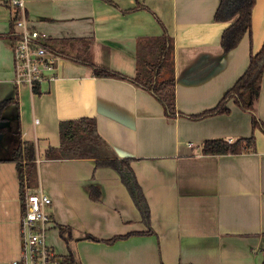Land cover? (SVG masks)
<instances>
[{
	"label": "crops",
	"instance_id": "1",
	"mask_svg": "<svg viewBox=\"0 0 264 264\" xmlns=\"http://www.w3.org/2000/svg\"><path fill=\"white\" fill-rule=\"evenodd\" d=\"M22 2L30 26L47 39H68L79 47L80 38H89L94 63L129 77L136 74L139 42L165 30L173 41L181 114L166 116L150 91L127 78L96 76L87 65L61 56L54 76L35 84L37 93L17 84L13 6L0 0V102L9 100L0 130L11 116L17 128L14 140L0 145V264L17 257L21 247V189L11 159L18 140L35 145L28 187H42L51 198L47 242L75 264H262L264 132L253 129L250 113L232 101L228 113L187 115L214 107L247 67L250 47L260 49L264 0L253 6L251 33L228 52L220 38L233 19L214 20L219 0ZM255 113L264 122V71ZM77 117H93L116 157L130 159L150 226L112 167L96 166L93 158H45L46 149L60 143L59 121ZM251 134L249 151L201 153L206 139L231 142ZM90 185L99 188L100 199L90 196ZM116 235L123 237L106 242Z\"/></svg>",
	"mask_w": 264,
	"mask_h": 264
},
{
	"label": "trees",
	"instance_id": "2",
	"mask_svg": "<svg viewBox=\"0 0 264 264\" xmlns=\"http://www.w3.org/2000/svg\"><path fill=\"white\" fill-rule=\"evenodd\" d=\"M255 2L256 0H219L214 12V20L229 21L233 19L221 34L220 44L224 52L234 48L245 32L251 33L252 9ZM12 37H16L13 32ZM79 41L82 43L79 47H75L68 39H47L40 42L58 56L87 65L96 76L127 78L136 85L145 88L162 105L166 116L174 117L181 114L177 111L175 104L173 41L165 30L159 37L145 38L144 41L139 42L137 69L133 77L97 65L91 58L90 39L80 38ZM263 71L264 40L258 51L254 52L250 47L247 67L234 84L224 92L214 107L187 116L195 119L211 114L228 113L230 109L227 103L232 101L241 110L250 113L253 129L258 127L264 132V122L255 113V102L259 96ZM32 90L37 93V86L34 85ZM8 101L5 99L0 102V120L4 118L1 111ZM58 127L60 143L57 147H48L45 151V158H93L96 166L112 167L120 174L121 180L129 190L144 223L150 226L149 208L143 191L130 167V159L116 157L109 144L97 132L95 119L93 117L62 119L59 121ZM253 144V134L231 142L222 138L206 139L201 144V153L238 154L251 150ZM11 159L16 163L22 199L24 186L25 184L29 186L28 183L36 169L34 143H22L18 140L12 151ZM89 193L93 199H100L101 192L96 185L89 186ZM63 229L61 228L60 231ZM148 232H151L150 228ZM84 237L96 239L89 234ZM121 237L123 236L116 235L107 239L106 242L110 243ZM68 258L73 261L71 256L68 255ZM262 264H264V259Z\"/></svg>",
	"mask_w": 264,
	"mask_h": 264
},
{
	"label": "built area",
	"instance_id": "3",
	"mask_svg": "<svg viewBox=\"0 0 264 264\" xmlns=\"http://www.w3.org/2000/svg\"><path fill=\"white\" fill-rule=\"evenodd\" d=\"M10 2L16 35L12 39L14 81L33 88L43 79L54 76L58 55L40 42L47 40V36L30 26L22 0ZM50 203L51 198L42 187L32 190L25 184L20 216L21 247L18 256L6 264H74L68 255L60 254L47 242Z\"/></svg>",
	"mask_w": 264,
	"mask_h": 264
},
{
	"label": "rangeland",
	"instance_id": "4",
	"mask_svg": "<svg viewBox=\"0 0 264 264\" xmlns=\"http://www.w3.org/2000/svg\"><path fill=\"white\" fill-rule=\"evenodd\" d=\"M9 123V124H7ZM9 126V127H7ZM16 120L14 117H10L8 119V121L5 124V127L3 129H1L0 131L2 132L1 134L3 135L2 137H0V145L2 144H8L11 141L14 140L15 138V130H16ZM3 153L0 150V154ZM47 241H48V237H47ZM49 243V242H48Z\"/></svg>",
	"mask_w": 264,
	"mask_h": 264
}]
</instances>
